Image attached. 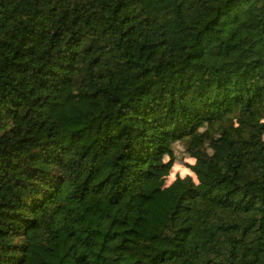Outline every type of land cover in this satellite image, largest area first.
Here are the masks:
<instances>
[{
	"label": "trees",
	"instance_id": "16d2710c",
	"mask_svg": "<svg viewBox=\"0 0 264 264\" xmlns=\"http://www.w3.org/2000/svg\"><path fill=\"white\" fill-rule=\"evenodd\" d=\"M0 264H264V0H0Z\"/></svg>",
	"mask_w": 264,
	"mask_h": 264
},
{
	"label": "rangeland",
	"instance_id": "374dc122",
	"mask_svg": "<svg viewBox=\"0 0 264 264\" xmlns=\"http://www.w3.org/2000/svg\"><path fill=\"white\" fill-rule=\"evenodd\" d=\"M175 151L177 155H181V148L178 145H175ZM181 157V156H180ZM186 163L192 164L193 162L189 159H183L180 162H176L172 168L171 176L169 177L168 181H172L175 176L184 177L190 174L188 167H186Z\"/></svg>",
	"mask_w": 264,
	"mask_h": 264
}]
</instances>
